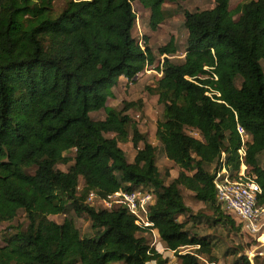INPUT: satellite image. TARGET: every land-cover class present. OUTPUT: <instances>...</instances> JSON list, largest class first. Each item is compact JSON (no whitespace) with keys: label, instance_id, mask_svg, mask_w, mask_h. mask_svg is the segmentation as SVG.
Instances as JSON below:
<instances>
[{"label":"trees","instance_id":"trees-1","mask_svg":"<svg viewBox=\"0 0 264 264\" xmlns=\"http://www.w3.org/2000/svg\"><path fill=\"white\" fill-rule=\"evenodd\" d=\"M57 1L0 0V223L19 212L26 221L4 238L0 264H169L144 237L150 230L157 247L164 244L179 264H203L201 257L216 263V240L195 226L242 233L220 209L213 185L222 154L231 172L240 170L237 125L251 137L243 163L256 176L257 204L264 205V0L232 9L230 0H215L212 9L183 11V60L169 59L177 52L172 39L158 48L161 75L148 92L162 107L154 138L178 168L168 184L155 148L124 111L141 102L121 110L106 104L121 78L133 83L156 61L147 38L141 44L133 37L132 4L150 11L155 31L165 20V4L187 0H63L56 8ZM100 110L104 119L92 120ZM130 126L131 163L119 147ZM180 188L208 206L211 216L193 214ZM136 189L154 196L151 228L137 226L125 208L87 203L91 192L103 198ZM70 212L90 220V237L80 235L73 218L52 220ZM238 257L234 264H251Z\"/></svg>","mask_w":264,"mask_h":264},{"label":"rangeland","instance_id":"rangeland-1","mask_svg":"<svg viewBox=\"0 0 264 264\" xmlns=\"http://www.w3.org/2000/svg\"><path fill=\"white\" fill-rule=\"evenodd\" d=\"M62 1L63 0L57 1L56 8H59L62 5ZM244 1L247 0H230V8L232 9L238 3ZM214 3L215 0H187L177 4H165L163 6L165 20L155 31H153L148 25L150 11L144 9L139 3L134 2L132 7L137 16V20L132 33L133 37L141 44H144V38H147V45L155 54L156 61L152 66L146 67L142 73L137 75L133 83H128L124 78L120 79L118 85L113 88V97L108 99L106 104L108 107L121 110L130 102H141V106H138L137 108L126 106L124 111L132 120L133 125H136L139 133L144 135L151 146L155 148L156 163L162 178H164L166 173L169 175V178L165 180L167 184L177 176L178 168L166 159L163 147L154 138L156 122L161 117L162 107L157 103V97L150 94L148 89L155 86L156 81L159 78L158 75L160 74L156 68L161 65L164 58V56L158 55L157 50L158 48L165 46L169 40L172 39L177 52L174 56L169 57V59L173 63H180L184 57L185 41L187 37V32L183 27V11L196 12L209 10L213 8ZM261 67L264 74V63H261ZM90 117L94 121H99L104 119L105 114L103 110H100L91 113ZM189 132L193 131L186 130V133ZM112 136L113 135L111 134L107 135V137L110 138ZM138 146L141 148L142 144L139 143ZM119 147L123 151L127 162L131 163L136 152L131 142V126L128 128L127 137L119 141ZM259 160L261 166L264 167V156H260ZM59 169L65 170L66 166H59ZM248 172L251 173L249 170ZM180 191L184 198L185 205L191 209L193 214L199 213L203 216H211L212 213L208 206L195 200L192 197V194L184 188H180ZM94 207L100 209L102 206L95 203ZM65 217L74 219L75 226L80 231L82 237H90L93 234L90 228V220L85 216H76L74 213L70 212L64 217H52V220L61 223ZM16 226H22L23 228L26 226L25 217L22 212L18 213L14 221L10 223H0V246L4 245V238L9 233H12ZM195 227L197 228L195 230H197L199 234H209L212 236L213 241L216 240L212 254L217 262L209 263L205 257H201L203 264H234L233 262L235 259H239L238 256H246V254L256 246L255 241L251 237L240 232L235 233L222 227L208 228L206 225H196ZM144 237L151 247L158 248L163 256L169 258V264H179L178 260L168 250H165L164 244L161 243V246L164 248L163 251L157 247V244H159V239L157 237L156 239L153 238L151 233L145 234ZM239 247L244 248L242 253L240 252ZM233 252L240 253V255L234 256L232 255ZM257 258L259 259L258 264H264V257Z\"/></svg>","mask_w":264,"mask_h":264},{"label":"built area","instance_id":"built-area-1","mask_svg":"<svg viewBox=\"0 0 264 264\" xmlns=\"http://www.w3.org/2000/svg\"><path fill=\"white\" fill-rule=\"evenodd\" d=\"M159 74L158 76H160ZM237 134L240 137V149L238 154L241 165L237 173H233L224 164V154L220 165L213 175V185L216 193V201L220 209L232 215L235 221L240 224L241 232L251 237L256 246L246 254L252 264L255 257H264V205L257 204V196L261 193L256 183V176L248 172L243 163L245 146L250 142L251 137L240 126H236ZM190 136H198L197 132H190ZM87 203L94 207L95 203L100 204L101 209L111 210L114 208H125L135 219V224L141 228H151L149 221V208L154 203V196L146 189L133 191H118L106 197L100 198L94 192L89 193ZM153 238L156 233L150 230ZM198 247H184L181 253H187ZM256 251V252H255Z\"/></svg>","mask_w":264,"mask_h":264},{"label":"crops","instance_id":"crops-1","mask_svg":"<svg viewBox=\"0 0 264 264\" xmlns=\"http://www.w3.org/2000/svg\"><path fill=\"white\" fill-rule=\"evenodd\" d=\"M122 79V78H121ZM194 132V131H193ZM189 135H190V132L188 133ZM198 134V133H197ZM195 138H199V136H196ZM154 233H156L155 231H153ZM157 237V236H156ZM160 249H161V251H163L164 250V248L160 245ZM165 250H167L166 248H165ZM169 251V250H168ZM172 255H173V252H171V251H169ZM182 251L180 250V253H181ZM179 263V262H178Z\"/></svg>","mask_w":264,"mask_h":264}]
</instances>
